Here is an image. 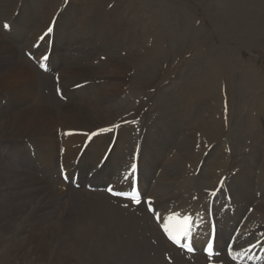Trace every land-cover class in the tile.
<instances>
[{
    "label": "bare ground",
    "instance_id": "6f19581e",
    "mask_svg": "<svg viewBox=\"0 0 264 264\" xmlns=\"http://www.w3.org/2000/svg\"><path fill=\"white\" fill-rule=\"evenodd\" d=\"M75 1L87 2L86 8L94 7L96 2V0ZM38 10L36 12L27 10L24 13L20 10L19 15L13 17L8 23L9 27L4 29V37L14 46L20 47L24 54L33 57L30 59L29 56L23 55L28 61L27 64L34 66L37 71L42 63L43 55L48 53L49 61L43 63L48 72L39 71V77L36 78L28 67L19 64L16 55L11 54L14 49L3 39L0 40V58L3 57V52H7L10 59L8 62L0 60V104L6 98V104L10 105L9 113L4 115L0 113V140L5 141L11 148H18L15 151L14 163L5 165L4 162H0V259L11 264L13 258L18 256L15 264L20 262L36 264L43 258L40 264L45 263L44 259L52 240L50 224L54 216L46 210L50 199L46 194L49 188L43 185L34 186L37 182L31 180L32 175L29 174L32 169L39 168L44 173V178H57L60 183L73 188L75 192L85 191L91 194L99 193L97 190L101 187L108 189L109 185L114 192H127L131 188L134 172L138 169L139 188L142 195L147 194L146 199L150 201L149 206L154 207V216L159 219V225L153 221L152 216L140 212L141 209H135V206H131L132 211L128 209L135 217L132 216L129 220L122 218L120 221L131 225L140 224L148 228L150 233H153L152 237L155 238L156 235L159 241L156 240L155 244L148 241L149 256L147 257L143 251L144 259L137 256L140 252L130 254L129 260L125 262L124 256L118 255L120 264H146V260L150 258L154 264H159V261H165L168 264H211V261L215 260L208 259L200 253L188 255L171 247L159 229L165 224L169 225V230L175 237L190 241L195 249L202 247L208 241L212 229L216 227L215 251L221 256L216 259L217 264H264V105H261L257 118V122L260 119L263 121V126L258 129L256 138L258 141L252 142L250 155L243 154L241 160L239 156L228 155L227 147L230 146L222 140L224 135L220 134L221 130L218 129L215 120L212 121L213 124L210 121L212 120L209 116L210 109H207L208 115L207 110H203L204 120H201V124L196 128L194 127L192 122L195 121L192 117L194 109L198 105L203 106L205 102L198 104L200 96L196 95V92L191 93L190 88L185 87V84L177 93L164 94L166 98L164 103L155 107L162 126L159 127L156 124L157 126L153 128V125L149 123V114L144 112V105L139 107L134 115L117 121L118 118L115 119L117 116L111 118L114 111L119 113L118 108L114 110L115 103L120 100L123 106L127 104L126 99L123 100L120 97L121 87L117 86L118 83L123 82L116 79L110 81V73L104 74L108 76V79L104 81L99 79L100 81L90 83L83 78L69 81L65 79L67 77L58 78L60 71L56 66L63 67V63L60 64L61 61L66 60L64 62L70 68L88 63L79 53L71 54L66 51V47L70 45L71 40L75 39V34L86 28L85 20L86 23L95 22V20L89 13V16H85L83 20L79 16L77 28L80 30L70 29L72 34L68 40H66L65 32L69 28L63 27V22L54 29L53 33L47 34L40 43L41 36L48 30L47 27L35 33L31 41H29L31 36L29 33L27 39L20 44H15V39L18 41L22 35L19 34L18 38H12L9 35L18 18H23V15L24 20L33 14L41 15L42 8ZM105 17L106 20L110 19V13H107ZM25 22L30 24L31 21L26 19ZM108 29L110 27L105 31ZM59 43L61 45H58ZM96 48H88L91 59L97 56ZM70 50L77 49L70 48ZM103 52L101 55L104 54ZM74 54L78 56H72ZM76 74L86 76L82 71ZM60 76L63 75L60 74ZM41 80L44 81L41 82ZM51 80L54 87H51ZM98 82L99 84L96 85ZM92 84L95 85L92 86ZM110 84L118 89L110 90ZM204 86H202L203 90L206 87ZM45 90L49 92L47 95L44 94ZM183 94L185 96H182ZM169 96H174L175 99ZM177 98L179 102L176 101ZM262 101L263 99H260L259 103ZM218 113L219 111H216L213 116ZM139 124H142V129L138 127ZM260 125H262L261 122ZM209 126L212 127L210 134ZM195 131L200 133L196 136ZM154 137L158 139L162 137L165 143L150 149L149 147L154 146L150 144ZM35 138H37L36 142H34ZM189 143L191 146H188ZM33 147L35 152L34 157H31L25 149L31 150ZM212 149L216 151L213 152ZM59 154L62 157L60 161ZM23 155L30 164L27 170H23L27 174L21 171ZM152 157L153 163L161 166L153 174L150 168L143 171L144 162ZM83 159L89 162L97 159V165L86 167L83 173L79 168ZM71 160H73L72 163H70ZM135 163L137 165L133 170ZM230 170H233V173ZM19 172H21L20 175ZM62 175H66L67 182L61 179ZM96 175L100 178L96 179ZM157 177L162 180L161 186L156 185ZM75 186L78 188L77 191ZM86 186L91 188L86 189ZM9 188H14L15 192L9 191ZM202 192L208 200V202L204 201L206 202L204 208L207 210L206 212L203 208L204 214L199 206V200L192 201L195 196L200 198ZM213 192H216L215 196ZM61 195L59 191L58 196ZM69 195L71 196V192ZM211 200L214 201L211 202ZM59 201H62L63 205V200L59 197L58 203L52 200L49 208L58 210ZM110 201L113 202L111 198ZM117 208L123 216L126 210L123 207ZM214 208L217 209V213ZM140 213H142V219L138 218ZM24 215L29 216L25 222L21 220ZM67 216L70 219L71 213L68 212ZM168 217H175V219L170 222ZM185 217L189 218L186 226L182 223ZM1 220L7 221L10 226H3ZM185 230L187 235L184 234ZM78 233L82 240L84 232L78 230ZM61 240L62 238L57 239L58 243ZM157 245L165 246L164 254H160V251L155 249ZM252 246L254 247L250 249ZM174 252L180 256L174 257ZM226 256H231L232 262L225 259ZM154 257L156 258L153 259ZM201 258L204 263L199 261ZM52 259L46 264H52ZM58 259L59 256L54 261L57 262Z\"/></svg>",
    "mask_w": 264,
    "mask_h": 264
},
{
    "label": "rangeland",
    "instance_id": "374dc122",
    "mask_svg": "<svg viewBox=\"0 0 264 264\" xmlns=\"http://www.w3.org/2000/svg\"><path fill=\"white\" fill-rule=\"evenodd\" d=\"M80 3L75 0H1L0 40L3 39L8 43L14 49L11 54L18 57L19 64L28 67L31 74L38 78L39 71L34 66L31 67L27 64L28 61L21 48L14 46L4 37V29H6L4 25L8 24L13 17H17L20 10L22 13L27 10L36 12L39 11L38 8H42L41 15L27 16L26 19L31 21L30 24H26L23 15V18H18L9 35L12 38H18L19 34L22 35L18 41L15 39V44H20L27 39L29 33H31L29 39L31 41L35 33L46 27V29L52 28L55 24L52 28L53 32L63 22L62 26L69 28L65 32L66 40H68L72 34L70 29L80 30L77 28L78 17H82L83 20L85 16H89V13L95 22L86 23L85 20L86 28L75 34V39L73 38L74 40H71L70 45L66 47V51L71 54L79 53L88 63L70 68L68 65L65 66L64 61L66 60L61 61L60 64L63 63V67L56 66L60 71L58 72L59 79L67 77L65 79L69 81L70 79L83 78L90 83L104 81L108 79V76L104 74L110 73V81L116 79L123 82L118 83L117 86L121 87L119 89L120 97L127 101L124 106L120 100L115 103L114 110L118 108L119 113L114 111L111 118L117 116L115 118H118L117 121L121 118H128L144 105V112L149 114L150 122H148L153 125V128L157 125L162 126L155 107L164 103L163 101L166 99L164 94L177 93L185 84V87L190 88L191 93L196 92L195 94L200 96L198 104L205 102L203 106L198 105L199 107L196 106L194 109L192 116L195 120L192 121L194 127L201 124V120H204L203 112L210 109L209 116L212 118L210 121L215 120L218 129L221 130L220 134L224 135L222 140L230 146L227 147L228 155L239 156V160L242 159L243 154L250 155L252 142L258 141L256 139L258 129L263 126V121L260 119L257 122V118L261 111V105H264V0H96L92 8L85 7L87 2ZM107 13H110V19L106 20ZM19 23L22 25H18ZM108 27H110L109 32L105 31ZM103 42L105 44H102ZM69 46L77 50L70 51ZM89 47L98 49L97 56L92 59L88 55ZM102 52L104 54L101 55ZM2 55L0 60L6 62L10 60L7 52H3ZM81 71L86 76L76 74ZM43 81L41 80V82ZM98 84L99 82L96 83V85ZM52 85L51 80V87H54ZM94 85L92 84V86ZM190 85L195 86H192L194 89ZM202 86L205 87V90L202 89ZM118 88L112 87L110 84V90L114 91ZM47 93L49 92L45 90L44 94L47 95ZM169 97L175 99L174 96ZM260 99H263L261 103H259ZM3 101L0 104V113L4 115L10 112V105L6 104V98ZM176 101L180 100L177 98ZM216 111H219L218 115L213 116ZM206 113L208 115V110ZM201 116L202 119H200ZM8 118L7 120H9ZM196 120L197 123L194 124ZM138 127L142 129V124H139ZM210 128L212 127L209 126V134ZM199 133L197 132L196 136ZM36 140L37 138L34 142ZM164 143L165 139L162 137L159 139L154 137L150 143L154 146L149 148L160 147ZM189 145L191 146L190 143ZM16 149L18 148H11L5 141L0 140V162H4L5 165L14 163ZM34 150V147L31 150L25 149L27 154H31V157H34ZM28 151L30 152L28 153ZM211 151L215 152L216 150L212 149ZM60 158L62 157L59 154V161ZM72 162L73 160L70 161V163ZM153 162V157L149 161H145L143 171L150 168L151 174H153L158 167H161L156 166ZM29 165L23 155L21 171L24 174L27 172L23 170H27ZM95 165H97V159L93 162L83 159L79 168L85 173L86 167ZM170 170L172 171V168ZM230 171L233 173V170ZM20 174L21 172H19ZM29 174L32 175L30 179L38 183H34V186L43 185L49 188L46 194L50 199L46 210L51 212V216H54L53 222L50 224L52 240L44 264L51 258H53L52 264H120L118 255H123L125 262V260H129L130 254L140 252L137 256L144 259L143 251L147 257L149 256L148 241H151L152 244H155L156 240L159 241V237L156 235L155 238L152 237L153 233H150L148 228L140 224L131 225L120 221L122 218L129 220L132 216L135 217L130 212L133 207L124 208L121 202L113 199L112 202L103 193L75 192L72 188L60 183L57 178H44V173L39 168L32 169ZM95 178L99 179L100 176L96 175ZM161 183V178L157 177L156 185L161 186ZM9 191L15 192V189L9 188ZM59 191L62 193L61 196H58ZM69 192H71V196ZM59 197L62 198L63 205L62 201H59L60 208L58 210L49 208L50 202L55 200V203H58ZM201 197H197V199L195 196L192 201L199 200L200 204L202 203L200 205L197 202L204 214L206 210L204 204L208 200L203 192ZM204 201L206 202L204 203ZM216 204H220V202H216ZM117 207H123L126 210L123 216ZM214 209L217 213V209ZM139 211L141 212V210ZM68 212L71 213L70 219L67 218ZM25 219H29V216L24 215L21 218L24 222ZM1 223L3 226H10L5 220H1ZM78 230L84 232L82 240H80ZM59 238H62L60 243L57 241ZM55 247L57 248L55 249ZM155 249L160 251V254H164L166 251L165 246L160 245H157ZM177 255L175 253L174 257L180 256ZM57 256L59 259L55 262L54 259ZM17 257L11 259V264L17 262L15 260ZM42 260L43 258L40 263ZM150 260L151 258L147 259L146 264H154ZM202 260L201 258L199 261L204 263ZM162 262L159 261V264H164L165 261ZM195 263L197 262L195 261ZM214 263L216 261L212 262V264ZM0 264H10V262L0 259Z\"/></svg>",
    "mask_w": 264,
    "mask_h": 264
},
{
    "label": "snow or ice",
    "instance_id": "6c2138e0",
    "mask_svg": "<svg viewBox=\"0 0 264 264\" xmlns=\"http://www.w3.org/2000/svg\"><path fill=\"white\" fill-rule=\"evenodd\" d=\"M4 27L7 29V28L9 27V25L6 23V24L4 25ZM51 31H52V28H49V29H48V32L50 33ZM43 38H44V37H41V39H43ZM41 67H44V65L41 64ZM133 170H135V165H133ZM108 191L111 192L113 195L123 196V197H125L126 199H129V200L132 201V202H136V203H139V202H140V200H139V194H138L137 192H135V190L132 191L131 193H127V192H123V191H120V192H113L112 189L109 188ZM149 210L151 211L152 209L150 208ZM167 219L171 222L172 220L175 219V217H168ZM188 221H189V218H188V217H185L182 223L186 226L187 223H188ZM163 227H164V231H165L166 233H168V235H169V239L174 240V242H178V241L176 240V237H175V236L172 234V232L169 230V225H168V224H165ZM184 234L187 235L186 230H185ZM188 250L191 251L192 249L189 247Z\"/></svg>",
    "mask_w": 264,
    "mask_h": 264
}]
</instances>
